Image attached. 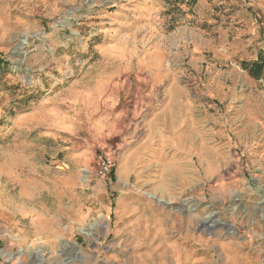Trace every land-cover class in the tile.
I'll use <instances>...</instances> for the list:
<instances>
[{
    "label": "rangeland",
    "instance_id": "rangeland-1",
    "mask_svg": "<svg viewBox=\"0 0 264 264\" xmlns=\"http://www.w3.org/2000/svg\"><path fill=\"white\" fill-rule=\"evenodd\" d=\"M259 61L264 0H0V264H264Z\"/></svg>",
    "mask_w": 264,
    "mask_h": 264
},
{
    "label": "built area",
    "instance_id": "built-area-1",
    "mask_svg": "<svg viewBox=\"0 0 264 264\" xmlns=\"http://www.w3.org/2000/svg\"><path fill=\"white\" fill-rule=\"evenodd\" d=\"M115 160L111 156H102L95 162V175L98 178H107L110 177L114 171Z\"/></svg>",
    "mask_w": 264,
    "mask_h": 264
},
{
    "label": "trees",
    "instance_id": "trees-1",
    "mask_svg": "<svg viewBox=\"0 0 264 264\" xmlns=\"http://www.w3.org/2000/svg\"><path fill=\"white\" fill-rule=\"evenodd\" d=\"M247 66V65H245ZM264 64L262 62H255L250 67H246V70L249 71L250 75L254 78H259L263 73Z\"/></svg>",
    "mask_w": 264,
    "mask_h": 264
},
{
    "label": "crops",
    "instance_id": "crops-1",
    "mask_svg": "<svg viewBox=\"0 0 264 264\" xmlns=\"http://www.w3.org/2000/svg\"><path fill=\"white\" fill-rule=\"evenodd\" d=\"M117 121H118V127H117V129L119 130V132H120V130H121V127H122V124H123V121H121V120H119V119H117ZM106 132H108V131H106ZM118 132V131H117ZM116 132V130L115 129H113V130H111V135L110 136H113V137H116L117 135H119L120 133H117Z\"/></svg>",
    "mask_w": 264,
    "mask_h": 264
},
{
    "label": "bare ground",
    "instance_id": "bare-ground-1",
    "mask_svg": "<svg viewBox=\"0 0 264 264\" xmlns=\"http://www.w3.org/2000/svg\"><path fill=\"white\" fill-rule=\"evenodd\" d=\"M213 222H214V221H213ZM84 233H85L87 236H89V235H92V234H93V232H92V231H90V230H89V231H85V230H84Z\"/></svg>",
    "mask_w": 264,
    "mask_h": 264
},
{
    "label": "water",
    "instance_id": "water-1",
    "mask_svg": "<svg viewBox=\"0 0 264 264\" xmlns=\"http://www.w3.org/2000/svg\"><path fill=\"white\" fill-rule=\"evenodd\" d=\"M212 228V227H211Z\"/></svg>",
    "mask_w": 264,
    "mask_h": 264
}]
</instances>
